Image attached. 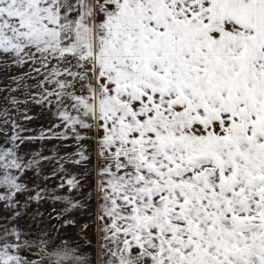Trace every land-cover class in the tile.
I'll return each instance as SVG.
<instances>
[{"label": "snow or ice", "instance_id": "1", "mask_svg": "<svg viewBox=\"0 0 264 264\" xmlns=\"http://www.w3.org/2000/svg\"><path fill=\"white\" fill-rule=\"evenodd\" d=\"M0 57L48 69L54 136L96 133L95 244L62 241L48 264H264V0H0ZM24 139L0 145L10 209L39 164ZM20 247L0 264H28Z\"/></svg>", "mask_w": 264, "mask_h": 264}, {"label": "rangeland", "instance_id": "2", "mask_svg": "<svg viewBox=\"0 0 264 264\" xmlns=\"http://www.w3.org/2000/svg\"><path fill=\"white\" fill-rule=\"evenodd\" d=\"M37 68L39 72L34 70ZM47 76L48 69L40 63L16 65L7 57H0V145L11 147L7 137L19 133L25 139L23 143L16 141L18 155L25 161H39L38 166L27 169L21 176L29 191L16 196L18 206L10 209L0 201V236L5 228L9 231L15 228L21 233L19 241L15 236H8L0 240V244L20 243L19 249L9 251L28 264H48V253L63 247L62 241H67L71 247L79 245L82 252L90 253V246L84 238L91 239L93 245L97 238L99 199L94 190L99 161L96 133L81 130V135L87 138L79 142L70 132L68 138L53 135L64 132L55 104L49 107L46 101L43 104L36 102L45 94V89L55 87L45 82ZM13 98L19 103H14ZM49 129L52 131L49 132ZM81 146L86 149L89 159L77 164L74 161L79 159L76 153ZM73 176L79 181L76 188L67 183ZM62 182L64 186L60 187ZM41 190L43 198L39 202L28 200L29 196ZM2 191L4 189H0ZM77 202L83 206L73 207ZM17 211L20 213L18 216L14 214ZM65 221H75V224H65ZM85 224L88 227L81 231V226ZM42 241L45 243L42 244Z\"/></svg>", "mask_w": 264, "mask_h": 264}]
</instances>
